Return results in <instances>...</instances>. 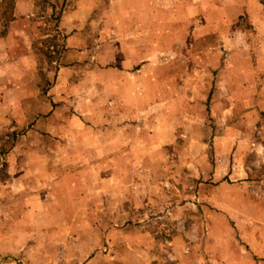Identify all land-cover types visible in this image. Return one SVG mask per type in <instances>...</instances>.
I'll return each mask as SVG.
<instances>
[{
	"label": "crops",
	"instance_id": "obj_1",
	"mask_svg": "<svg viewBox=\"0 0 264 264\" xmlns=\"http://www.w3.org/2000/svg\"><path fill=\"white\" fill-rule=\"evenodd\" d=\"M15 1L14 20L5 27L7 32L0 35V75L5 77L0 85L11 83V77H15L19 94L10 99L12 106L7 103L6 108H13L18 114L8 118L1 116L0 123L28 124L31 121L29 136H35L32 129L36 126L45 127L41 129L46 137L52 136L56 134L54 116L33 120L23 115V109L40 106L38 86L32 85L30 92L34 95L30 99H24L27 95L23 96L21 91L27 75H38V69L30 60L35 57L32 45L39 38V25L29 17L35 11L32 0ZM103 2L67 0L59 28L67 36L68 47L73 46L69 53L76 55L74 58L87 59V53L80 50H87L85 45L91 41L107 44L105 49L103 45L100 47L103 52L96 51L93 59L102 66L104 60H111L110 74L114 78L111 89L115 98L111 131L99 135L89 127L69 130L68 134L74 135L76 141L94 146L84 150V163H76L66 148L51 150L57 158L47 156L46 166L51 168L47 169L44 178L47 181L43 182L47 190L38 196H27L28 192L17 194L18 187L28 188L29 177L23 166L10 169L11 174H16L15 187L19 191L0 199V255L23 264H264V126L260 136L252 132L259 122L264 123V0ZM54 8L53 5L52 10ZM104 27L111 29L110 37L103 36ZM238 27L243 29L233 32ZM201 33L204 35L199 36ZM188 36L194 39L190 43L209 36L205 41L217 47L207 54L194 50L190 58L183 52L180 56L196 61H222L216 85V91L223 94L222 122L248 124L250 128L245 129L246 132L225 131L218 138L222 139L223 148L228 147L220 153L221 162L203 169L205 181L207 178L208 181L212 178L210 183L218 181L217 186L209 190L212 194L215 190L231 189L235 194H224L219 199L207 196L191 199L189 207L183 205L184 199H181V206L168 215L152 217L151 206L158 202L137 194L138 173L156 172L149 169L147 161L152 153L160 155V148L167 143L164 141L151 148L144 140L136 142L135 139H144V136L133 125L144 124L150 117L151 102L144 98L151 91V70L145 60L152 58V44L183 45L188 42ZM244 46L253 47V52L243 50ZM156 54L155 58L159 59L167 56L162 52ZM178 55L176 53V57ZM104 74L99 67L86 74L78 85L79 91L88 93H84L91 86L86 83L87 76L101 91L106 79ZM81 102L79 104L85 108H94ZM69 103L74 106L76 101ZM87 111V114L92 112ZM96 118L87 117L84 121L94 125ZM163 118L164 122L157 128L160 133L167 129L166 117ZM75 119L79 118L70 117L69 125ZM63 137L68 136L63 134ZM93 140L96 141L93 143ZM135 157H139L138 160ZM194 164L192 158L184 168H192L198 175ZM32 169L37 167L32 166ZM34 174L37 172L31 174L30 187L38 192ZM197 175L192 174L196 179ZM143 181H148V175ZM202 186L204 190L209 187L208 184ZM196 204H200L198 211L188 218L186 211ZM213 207H218L221 214L216 221L211 212ZM168 216L179 226L171 236L168 224L155 223ZM189 219L195 228L184 226ZM201 220L208 221L206 229L202 223L201 229ZM199 232L206 237L201 246L192 244ZM216 237L218 242L214 243Z\"/></svg>",
	"mask_w": 264,
	"mask_h": 264
},
{
	"label": "rangeland",
	"instance_id": "obj_2",
	"mask_svg": "<svg viewBox=\"0 0 264 264\" xmlns=\"http://www.w3.org/2000/svg\"><path fill=\"white\" fill-rule=\"evenodd\" d=\"M105 2L108 3L109 0H104L103 3ZM32 3H34L35 11L33 16L29 15V17L34 19L39 25V38L32 45L35 57L34 61H30L38 69V75H27L21 91L23 90V96L27 95L24 99H30L32 98L31 95H34V92H30L32 85L38 86L40 106L23 109V115H29V117H33V120H46L49 116H54V120L52 121L55 122L54 132L56 134L52 136L47 135L46 137V134L42 133L44 130L41 129H45V127L36 126L37 128L32 129V131L36 132L35 136H29V128L32 126L31 121L28 124L16 121L12 123H0V199H4L5 195H14L16 191H19L15 187L16 174L15 172L11 174L10 170L15 166L25 167L24 173L29 177L27 178L28 188L24 190L18 187L20 191L16 193L20 194L22 192L25 195L28 192L27 196H38V193L43 194L47 190L43 183L47 181L44 179L47 175L46 171L47 169L51 170V168L46 166L48 157L50 159L57 158L53 152H50L51 150L59 151L66 148L76 163H84V159L86 158L84 150L93 145L85 144L82 140L76 141L77 139H75L74 135L70 136L68 131L79 130L81 126L83 128H92L93 130L91 131L99 135L103 133L109 134L112 126L111 119L114 116L112 102L115 98L111 89L113 83L111 81L114 78L110 74L112 68L111 60H104V65L102 66L93 59L96 51L103 52L100 47L103 45V49H105L107 47L105 45L107 44L100 41L87 43L85 45L87 50H80L87 53V59L74 58L73 56L76 55L70 56L69 50L73 46L68 47L67 36L59 28L60 18L64 12V7L67 5V0H32ZM15 4V0H0V35L7 32V28L5 27L14 20ZM53 5L56 7L54 10H52ZM52 11L54 14H52ZM23 18L27 17L23 16ZM241 29L243 28H235L233 32ZM110 30L109 28H102L103 36L106 38L110 37ZM189 30L187 33H189ZM71 34L73 35V33ZM198 35H204V33ZM189 37L188 42L183 45H172L168 42L167 44L165 42L152 44V58L145 60L146 65L151 70V91L144 98L146 101L151 102L149 109L150 117L149 121L144 124L136 123L133 125L136 129L140 130V135L144 136V139H135L136 142L144 140L147 144L149 143V147L151 148L157 147L158 143L164 141L167 143L160 148V155L152 153L147 161L149 169L152 168L156 172L151 174L150 171L148 173L140 171L138 173V182L136 183L137 194L145 199H154L158 202V204L151 206L154 214L152 217L168 215L169 211L171 212L177 206H181L179 203L181 199H184L183 205L187 207L191 199H204V196H207L209 199H219L224 194L232 195L235 192L232 189L225 192L215 190L212 194L209 190L216 187L218 181L210 183V181H213L212 178L209 181V178H207L205 181L203 169L206 165L215 167L221 162L219 161L222 158L220 153L222 149L226 150L227 145L223 148L221 144L223 143L222 139L218 138H221V135L225 131L242 130L246 132L245 129L248 130L250 128L248 124L238 125L222 122L224 115L221 104L223 94L222 91L219 93L216 91L219 79L218 74L221 71L218 69L222 61L201 59L196 61L183 59L180 56V53L183 52V55H188V58H190L191 51L194 50L207 54L217 47L213 48V42L205 41L209 36H205L203 38L204 41L200 38L196 43H190L194 39ZM207 39L209 40L210 38ZM107 40H110V38ZM240 46L241 44L237 47L239 48ZM242 48L243 50L246 49L245 51L253 52V47L252 49L246 46ZM157 52L166 54V58H155ZM89 53H91V56H89ZM106 53L108 55V51ZM176 53H179L177 57ZM139 62L141 63L142 61ZM28 65L30 66V64ZM98 67L100 71L105 73L104 78H106L102 83L103 87L101 91L98 90V84L96 85L93 81H90L91 78L87 76L86 83L91 86L84 92H88L87 94H82L78 88L79 83L86 74ZM11 78H13L11 83L0 85V117L8 118L18 114L17 110L6 108L7 103H10L12 106V103L9 102L11 101L10 99L14 95L16 96V93L17 95L19 94L17 91L18 86H15V77ZM2 79L4 80L5 77L0 75V80ZM176 89L179 90L175 91ZM80 100L87 105H94V108H85L82 104H79ZM70 101L72 103L76 101L74 106H71ZM47 105H50V107L46 108ZM87 110L92 112L87 114L86 112H89ZM72 116L79 119H75V122L69 125L68 121L70 122L69 119ZM94 116L97 117L94 125L91 123L87 124L88 122L84 121V118L91 117L92 119ZM164 116L166 117L167 129L165 133H160L157 128L164 122ZM63 118L65 119L63 120ZM70 126L72 127L71 129H69ZM263 126L264 123L259 122L256 128L253 127V134L255 133V135L260 136L263 132ZM63 134H66L68 137H63ZM94 141L96 140H93V143ZM192 151L193 154H191ZM34 153L36 155H33ZM137 158L139 157H135L136 160H138ZM192 158L195 160L194 168H197L198 175L192 171V168H184L185 165L187 167L190 164ZM32 166L37 167V169H32ZM159 167H161V170H159ZM34 171L37 172V174H34L36 175L34 177H37L38 192H33L30 187L31 180L29 179ZM192 174H196L198 178H194ZM147 175L148 181L144 182V176ZM151 177L152 180H150ZM32 179L34 180V178ZM33 182H36V180ZM201 184H208V189L204 190ZM120 190L124 191L125 189L120 188ZM37 200L39 202L42 201V199ZM33 201L36 202V200ZM195 202L197 201L195 200ZM38 205H41V203ZM198 206L200 204H196V207H190L186 211V216L188 218L194 216L193 213L198 211ZM211 212L215 215L214 221L221 215L218 207H213ZM59 218V216H56V220L60 221ZM159 221H164V223L168 224V230L171 231L170 234L168 233L170 236L171 233H175L174 229L179 227L178 222L172 220L170 217L168 219L156 220L155 223H160ZM207 222L206 220L200 221L201 229L203 227L202 224H204L206 229ZM229 224L235 227L234 222L231 220H229ZM154 226L158 228V224ZM184 226L187 229L195 228L194 222L191 219L185 222ZM189 231L187 230V232ZM187 236L188 242H190L191 235L188 233ZM169 237L167 238L169 239ZM197 238L192 244L195 243L201 246L203 241H205L203 238L206 237L199 232ZM217 238L214 239V243L218 242ZM18 263L19 261L17 260L15 262L0 255V264ZM20 264L23 263L20 262Z\"/></svg>",
	"mask_w": 264,
	"mask_h": 264
},
{
	"label": "water",
	"instance_id": "obj_3",
	"mask_svg": "<svg viewBox=\"0 0 264 264\" xmlns=\"http://www.w3.org/2000/svg\"><path fill=\"white\" fill-rule=\"evenodd\" d=\"M18 264H20V263H18Z\"/></svg>",
	"mask_w": 264,
	"mask_h": 264
}]
</instances>
